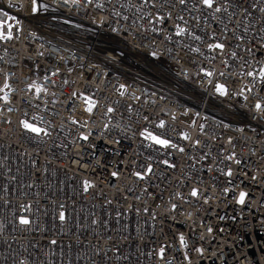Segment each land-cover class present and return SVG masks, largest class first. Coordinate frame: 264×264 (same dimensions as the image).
I'll list each match as a JSON object with an SVG mask.
<instances>
[{"label": "built area", "instance_id": "2783aa9c", "mask_svg": "<svg viewBox=\"0 0 264 264\" xmlns=\"http://www.w3.org/2000/svg\"><path fill=\"white\" fill-rule=\"evenodd\" d=\"M32 8L0 0V264H264V0Z\"/></svg>", "mask_w": 264, "mask_h": 264}, {"label": "snow or ice", "instance_id": "6c2138e0", "mask_svg": "<svg viewBox=\"0 0 264 264\" xmlns=\"http://www.w3.org/2000/svg\"><path fill=\"white\" fill-rule=\"evenodd\" d=\"M65 2H68V0H65ZM73 3L77 2V0H72ZM89 3L92 2V0H88ZM216 2V0H201V3L211 9L213 8L214 6V3ZM180 3L181 4H184L185 3V0H180ZM32 4H33V8H32V11L33 12H36L37 8H36V0H32ZM222 9L221 7H215V12H220ZM226 10V9H225ZM159 19V18H158ZM185 31L184 28H181L178 26L177 28V32L176 34L177 35H180L182 34L183 32ZM2 38H5L3 35H0V39ZM7 38H11V35L9 33V36ZM210 48H218V49H223L224 45L221 44V43H217L215 45H209ZM210 75V73H209ZM249 76L252 75L251 72L248 73ZM260 76L262 78H264V68H261L260 70ZM123 87V86H121ZM4 88H8V84L7 82H5V85H4ZM29 88H35L36 92L39 93V92H42V91H46V89H43V88H40L38 86H36L35 84H32V85H29ZM0 91H3V89H0ZM217 91L221 94V95H224L225 94V90H224V87L222 85H218L217 86ZM73 95H75V93H73ZM0 99H3L5 100V102H7V96H3V97H0ZM85 102L87 103L88 107L86 108V111H88L89 113L92 111V108L95 106L94 105V102H92L89 98L85 97ZM261 107L260 104H257L256 105V108L259 109ZM109 112L112 111L111 108L108 109ZM21 125L24 129L30 131V132H33V133H36V134H40L43 130L40 129V128H37L35 127L33 124L27 122V121H21ZM161 126H163V122H161ZM46 134V133H45ZM141 135L145 136L146 139H150L151 141H153L154 143L156 144H159L163 147H168L169 146V141L167 140H164V139H160L159 137L155 136V135H152L151 133L147 132V130H145V132H142ZM83 139H87V137H82ZM172 147H175V145H172ZM180 151H183V149H180ZM164 163H167V161H165ZM148 171H151V168L149 167ZM228 175H231V172H228L227 173ZM113 176L116 175V173H113L112 174ZM136 175H140L139 173H136ZM143 178V177H141ZM90 187H92V185L88 182V181H85L84 182V191H87ZM193 196H196L197 195V192L196 190L194 189L191 193ZM245 193L244 192H241L240 193V196H239V199L237 200V203H240V204H243L244 203V198H245ZM173 208H175V205H173ZM60 220L63 221L65 219V215L63 212L60 213ZM22 225H27L29 224V220L26 219V218H20V221H19ZM93 223H95V221H93ZM209 231H211V229H209ZM179 240H180V243L182 246H186L185 244V239L183 236H180L179 237ZM52 243H55V241H52ZM197 251H200V249H197ZM163 253V249H161V254Z\"/></svg>", "mask_w": 264, "mask_h": 264}, {"label": "rangeland", "instance_id": "374dc122", "mask_svg": "<svg viewBox=\"0 0 264 264\" xmlns=\"http://www.w3.org/2000/svg\"><path fill=\"white\" fill-rule=\"evenodd\" d=\"M12 23H13L12 17L0 9V35H3V36L8 35L9 29ZM216 92H218L217 87H216Z\"/></svg>", "mask_w": 264, "mask_h": 264}, {"label": "bare ground", "instance_id": "6f19581e", "mask_svg": "<svg viewBox=\"0 0 264 264\" xmlns=\"http://www.w3.org/2000/svg\"><path fill=\"white\" fill-rule=\"evenodd\" d=\"M260 237L262 239V244L264 245V231L260 232Z\"/></svg>", "mask_w": 264, "mask_h": 264}]
</instances>
